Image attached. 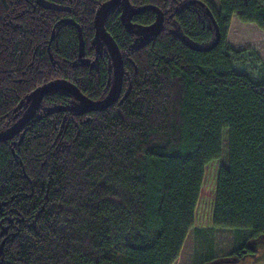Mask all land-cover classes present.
Wrapping results in <instances>:
<instances>
[{
	"label": "trees",
	"instance_id": "16d2710c",
	"mask_svg": "<svg viewBox=\"0 0 264 264\" xmlns=\"http://www.w3.org/2000/svg\"><path fill=\"white\" fill-rule=\"evenodd\" d=\"M106 1L0 0V131L52 80L107 99L114 65L94 21ZM124 3L104 16L124 58L119 100L84 112L56 88L0 141V264H175L191 230L203 248L207 231L232 229L240 256L264 235V60L228 37L233 16L264 30V0H220L219 12L130 0L131 23ZM152 4L160 33L141 30L159 19ZM208 7L221 40L197 50L216 40Z\"/></svg>",
	"mask_w": 264,
	"mask_h": 264
},
{
	"label": "water",
	"instance_id": "95a60500",
	"mask_svg": "<svg viewBox=\"0 0 264 264\" xmlns=\"http://www.w3.org/2000/svg\"><path fill=\"white\" fill-rule=\"evenodd\" d=\"M123 0H108L104 2L97 10V14L95 17V28L96 32H98V35L102 38L104 43H106L109 53L112 56V62L114 65V88L111 92V94L107 97L105 100L96 101L92 98L87 97L81 89H79L74 83L69 81L68 79H56L49 82H46L45 84L39 86L34 93V96L30 100V104L27 107L26 111L24 112V115L15 123L12 127L0 131V141L3 140H10L13 139L14 136L18 133H21L28 122L33 120L35 116L38 114V110L43 102V99L47 93H49L52 90H55L56 88H62V89H68L70 90L78 100L81 102V106L78 107V109H81V111H89V110H101L109 107L112 105V103L119 100L120 95L123 92V82H124V58L123 53H121V49L118 45V43L115 41L112 34L107 31L105 27V21L104 16L108 12V10L121 2ZM204 5V4H202ZM125 8V12L122 16V19L127 22L131 23V19L135 14L134 8L130 5V0H125V3L123 5ZM145 9H155L158 12V20L153 23L152 25H149L147 27H143L141 30L145 32H156L160 33L162 32V28L164 25V13L161 10L160 7H157L156 5H145L143 6ZM206 13L208 16L211 17L214 26L216 27V40L209 46V47H199L196 48L197 50H210L211 48H214L217 46L221 40V30L218 25L216 16H214L213 11L210 7L206 8ZM77 26L79 28L80 33V44L81 48L84 49V36L82 33V27L77 23ZM5 241L2 243L1 247L4 246ZM239 264L237 258L231 259V260H220L219 264Z\"/></svg>",
	"mask_w": 264,
	"mask_h": 264
},
{
	"label": "rangeland",
	"instance_id": "374dc122",
	"mask_svg": "<svg viewBox=\"0 0 264 264\" xmlns=\"http://www.w3.org/2000/svg\"><path fill=\"white\" fill-rule=\"evenodd\" d=\"M214 9L219 12L221 8L220 0H210ZM235 21L242 26L239 27L233 24V29L230 37L233 40L236 48L251 47L259 53L260 58L264 60V30L261 29L255 23H249L241 21L238 16H235ZM247 68L251 70L252 59L246 58ZM228 128H225L223 132V160L226 165L228 160ZM207 239V244L203 248L196 238L194 230H191L182 248V252L179 258L175 261V264H198L199 259L212 256L213 259H220L230 257L235 253L238 247L237 238L232 229H215L213 231H207L203 239ZM249 246L254 248L253 252L243 253L239 257V264H264V235L253 239L249 242ZM124 251L122 248L116 252L117 260L123 261ZM207 264V263H206Z\"/></svg>",
	"mask_w": 264,
	"mask_h": 264
},
{
	"label": "flooded vegetation",
	"instance_id": "af4514ba",
	"mask_svg": "<svg viewBox=\"0 0 264 264\" xmlns=\"http://www.w3.org/2000/svg\"><path fill=\"white\" fill-rule=\"evenodd\" d=\"M240 255L239 254H232L230 257H226V258H220V259H211L207 262H203V263H199V264H219L220 263V260H231V259H235L237 258V260L239 259ZM238 263H239V260H238ZM232 264H234L232 262Z\"/></svg>",
	"mask_w": 264,
	"mask_h": 264
},
{
	"label": "crops",
	"instance_id": "0c3cea01",
	"mask_svg": "<svg viewBox=\"0 0 264 264\" xmlns=\"http://www.w3.org/2000/svg\"><path fill=\"white\" fill-rule=\"evenodd\" d=\"M234 22H235V24L237 25V26H239V27H242L239 23H238V21H235V16H233L232 17V20H231V27H230V30H229V32H228V37H229V42H230V44L231 45H233L234 47H235V44L233 43V40H232V38L230 37V34H231V32H232V29H233V24H234ZM236 48V47H235ZM238 49H242V48H238Z\"/></svg>",
	"mask_w": 264,
	"mask_h": 264
}]
</instances>
